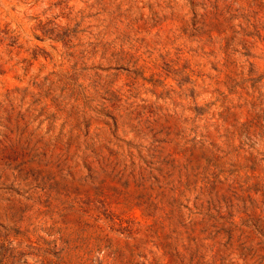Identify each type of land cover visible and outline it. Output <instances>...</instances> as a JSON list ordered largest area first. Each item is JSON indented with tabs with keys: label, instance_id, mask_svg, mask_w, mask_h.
I'll return each instance as SVG.
<instances>
[{
	"label": "rangeland",
	"instance_id": "1",
	"mask_svg": "<svg viewBox=\"0 0 264 264\" xmlns=\"http://www.w3.org/2000/svg\"><path fill=\"white\" fill-rule=\"evenodd\" d=\"M0 264H264V0H0Z\"/></svg>",
	"mask_w": 264,
	"mask_h": 264
}]
</instances>
